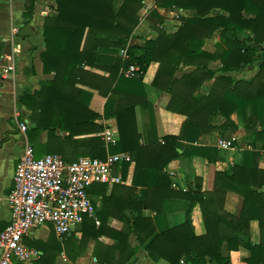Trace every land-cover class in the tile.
Wrapping results in <instances>:
<instances>
[{
  "label": "trees",
  "instance_id": "16d2710c",
  "mask_svg": "<svg viewBox=\"0 0 264 264\" xmlns=\"http://www.w3.org/2000/svg\"><path fill=\"white\" fill-rule=\"evenodd\" d=\"M52 1L56 7L45 18V46L41 61L44 72L54 73L55 78L42 81L40 90L26 91L17 99V104L30 112L32 129L29 133L48 132L49 142L44 147L46 153L60 154L63 143L65 145L71 141L84 147L86 156L100 159L106 156L98 134L102 127L95 123L99 115L89 108L91 93L77 85L97 90L105 97L109 94L118 96L111 115L115 119L118 142L109 152H129L135 162L134 179L145 174L153 182L156 179L163 188H171L164 168L181 157L177 148L182 147L183 141L195 142L203 133L213 130L223 136L224 133L235 132L240 126L252 136L254 142L264 138V0H154L158 7L193 10L196 16L184 19L175 33L158 29L155 40L141 39L142 43L137 42V37H132L138 23L139 0H121L119 6L116 5L118 0ZM33 2H26V12L23 14L26 19L32 15ZM215 9L227 15L221 13L208 17ZM217 30H221V38L215 52L203 50L204 40L212 37ZM110 47H126V59L112 58L111 77L101 84L86 81L84 66H95L97 51ZM3 51L4 46L0 42V57ZM211 61H219L222 67L218 71L209 69L208 63ZM153 62H157L159 68L152 86L171 96L168 111L184 115L186 119L179 135L165 136L163 143L143 145L141 134L137 131L135 108L146 105L142 80ZM182 63L195 69L176 79L174 74ZM130 65L138 68L134 77L127 78L122 73L117 76L118 69ZM246 67L256 68V72L247 79L236 80L225 75ZM115 70L116 74L113 75ZM217 72L221 74L215 77ZM212 79L213 84L206 93L198 92L204 82ZM105 83L107 86L103 87ZM219 118L223 120L222 123L214 125V120ZM56 130L69 135L62 140L56 136ZM54 137L59 139V147L50 146ZM188 151L183 156L199 154L209 161L219 154L216 148L207 147H193ZM127 170L128 164H124L123 176ZM146 184L162 189L150 184V180ZM262 186L264 171L242 162L235 165L231 173L216 172L211 193L205 194L194 186L184 193L169 189L168 196L189 201L185 221L155 236L146 247L148 255L154 261L164 259L169 264H180L181 261L183 264H232L229 255L221 254V247L226 243L229 252L240 247L249 250L250 256L245 264H264V242L252 245L248 239L252 220L258 221L264 236V193L258 191ZM229 191L242 197L243 206L239 216L224 211V200ZM133 199L138 204V207L134 205L132 208L133 224L127 221V232L117 231L109 235L116 243L107 247L108 251L113 250L120 256L115 264H126L135 255L136 247L127 249L128 234L134 233L136 227H144L139 225L138 220L144 203L139 202L136 196ZM196 205L201 209L206 229L202 236L195 234L192 224L191 215ZM145 206L149 207L147 203ZM91 221L87 218L83 220L81 241L89 238L97 240L104 234L102 223L97 227ZM154 232V227L143 235L137 232L139 245L147 243ZM57 240L52 233L46 243L28 244L43 252L35 264H54L55 255L63 251ZM73 246L77 250L82 248L81 244L78 246L74 242ZM71 251L75 257L76 251ZM108 251H94L97 264H113L109 262L111 252ZM73 256L69 258L74 260Z\"/></svg>",
  "mask_w": 264,
  "mask_h": 264
},
{
  "label": "crops",
  "instance_id": "0c3cea01",
  "mask_svg": "<svg viewBox=\"0 0 264 264\" xmlns=\"http://www.w3.org/2000/svg\"><path fill=\"white\" fill-rule=\"evenodd\" d=\"M33 1L32 15L30 19H26L23 14L26 12L27 0H0V42L4 46L2 56L10 55L13 57L15 67L13 73L5 75L0 64V231L6 227L10 218L7 196L13 187L14 169L19 156L26 146H31L35 154L38 155L36 147L44 148L49 142L47 131H41L39 134L29 133L32 129L29 119L30 112L26 107L17 104L19 95L26 91H38L41 88L40 83L42 81H52L55 78L54 73L44 72L41 53L44 51L45 46L43 37L45 18L54 11L56 6L52 0ZM139 1L141 6L137 12L138 23L132 32V37H137L138 43H142L141 39L155 40L158 37V29L167 33H175L182 25L184 19L196 16L193 10L158 7L154 0ZM120 3L121 0H118L116 5L119 6ZM221 13L227 15V13L215 9L209 13L208 17L217 16ZM171 27L172 29H170ZM220 31H215L212 37L204 40L203 50L210 53L215 52L216 45L221 38ZM246 33L249 34V32ZM124 48L110 47L99 49L95 66H84L83 68L87 74L84 75L85 80L90 83H97L98 81V84H101L105 79H110L109 70L113 65L111 60L115 57L125 60L126 58L122 55ZM221 67L222 65L219 61L208 63V68L211 70L218 71ZM158 68L159 64L153 62L144 74L142 82L144 84L146 105L144 108L139 106L135 108L137 131L141 134V144L143 145L155 142L163 143L165 136L179 135L186 119L184 115L168 111L167 106L171 96L167 92L152 86V81ZM248 68L246 67L241 71L227 72L225 75L236 80L247 79L256 72V68ZM122 69V67L118 69L117 76L122 73ZM194 69V66H184L182 63L180 68L176 70L174 77L180 79L184 74L191 73ZM244 73H249V75L243 76L242 74ZM114 74H116V70L113 71ZM220 74V72H217L215 77ZM238 74L240 75L238 76ZM213 81L214 79L204 82L198 92L206 93ZM106 86L107 84L105 83L103 87ZM77 87L91 93L89 108L99 115L95 123L101 126L103 130L104 123L109 122L118 135L115 119L111 116L118 96L109 94L105 97L100 95L97 90L86 86L77 85ZM16 113H19L22 119H28L29 126L26 132L19 130L14 119ZM222 121L221 118L215 119L213 124L220 125ZM102 130L98 133L99 135L102 134ZM66 135L69 134L56 130V136L60 139L64 140ZM232 138H235V141L231 143L230 148L224 150L218 147L220 139L231 141ZM58 140V138L54 137L50 146L59 147L60 141ZM181 144L182 147L177 148L181 157L172 160L164 168V172L171 182V188L167 186L161 187L156 182V179L153 182L145 174H141L134 179L135 162L133 155L129 152H118L127 153L130 157L128 161L121 165L119 171L120 182L112 185L97 184L92 186L89 191L96 209L97 218L102 223V232L104 234L97 240L89 238L81 241L83 237L82 225L70 235L62 237H58L51 226H40L33 229L24 239V244L29 249L37 252V256L30 264H35L39 257L43 255V252L30 247L28 244L46 243L52 233L58 239L57 244L63 247V251L55 255L54 264H97L94 251H108L107 247H111L116 243L109 235L117 231L127 232V221H130L131 225L133 224L134 212L132 208H134V205L138 207V204L134 202V196L139 199V202L144 203L140 213L141 218L138 219L139 225H144V227H136L137 230L134 233L129 232L128 234L127 249L136 247L137 251L126 264H169L164 259L152 260L146 250L147 245L161 231L178 227L185 221V212L189 207V201L182 197L168 196L167 192L169 189L174 192L184 193L191 186H194L195 188H200V191L205 194L211 193L214 189L216 172L226 171L231 173L233 167L241 165L242 162L264 171V138H258L254 142L252 136L248 135L241 126L235 132L224 133L223 136H220L218 131L213 130L203 133L195 142L183 141ZM193 147L216 148L219 154L212 161L199 156V154L183 156L184 152L188 150L190 152ZM85 152L86 149L84 147L67 141L65 145L64 143L62 145V153H44L39 156L59 154L65 161L70 162L82 156ZM124 164H128L125 176H123ZM147 180H150V184L158 185L162 189L159 190L156 186L148 187L146 184ZM258 191L264 193V186L259 188ZM145 203L149 207L145 206ZM242 206V197L239 194L232 191L226 194L223 206L226 213L239 216ZM191 218L195 234L198 236L204 235L206 229L199 205L193 208ZM152 227L155 229L154 236L143 246H140L136 233L146 234L149 228ZM248 239L252 245H258L261 241L264 242V236L262 237L257 220L250 222V236ZM73 242L78 246L81 244L82 248L80 251L76 248L74 249ZM71 250L76 251L77 255L75 257ZM108 252H111V256L108 257L110 259L109 262L115 264L120 256L113 250ZM221 254L223 256L229 255L232 264H245V260L250 256L249 250L244 247L229 252L226 243L221 247ZM72 256L75 258L74 260L69 258ZM180 264H183V262L181 261Z\"/></svg>",
  "mask_w": 264,
  "mask_h": 264
},
{
  "label": "built area",
  "instance_id": "2783aa9c",
  "mask_svg": "<svg viewBox=\"0 0 264 264\" xmlns=\"http://www.w3.org/2000/svg\"><path fill=\"white\" fill-rule=\"evenodd\" d=\"M126 58V47L122 50ZM3 74L13 73L14 59L0 57ZM138 68L130 65L122 70L127 78L134 77ZM21 132H26L28 119L14 115ZM102 141L107 150L103 159L80 156L67 162L59 154L36 156L26 146L19 156L13 175V187L7 196L10 218L0 231V264H30L37 252L24 244L33 229L49 225L58 237L70 235L82 225L85 218L100 224L90 189L97 184L112 185L120 182L121 165L129 160L127 153H109L118 142L115 128L104 123ZM231 141L220 139L218 147L228 149ZM119 168V170H117Z\"/></svg>",
  "mask_w": 264,
  "mask_h": 264
},
{
  "label": "rangeland",
  "instance_id": "374dc122",
  "mask_svg": "<svg viewBox=\"0 0 264 264\" xmlns=\"http://www.w3.org/2000/svg\"><path fill=\"white\" fill-rule=\"evenodd\" d=\"M170 29H172V27L170 28ZM210 44H211V46H212V43L210 42ZM240 74H238V76H239ZM243 76H248L249 75V73L247 74V73H244V74H242ZM36 149H37V151H38V155H42V154H44V153H46L47 152V150H45L44 148H40V147H36ZM84 154H86V153H83V155L82 156H86V155H84ZM78 251H80V250H78Z\"/></svg>",
  "mask_w": 264,
  "mask_h": 264
}]
</instances>
